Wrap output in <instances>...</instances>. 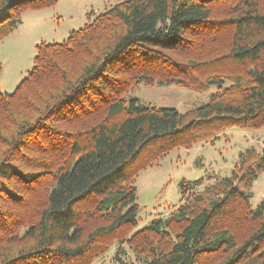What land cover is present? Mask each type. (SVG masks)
<instances>
[{"label":"trees","instance_id":"obj_1","mask_svg":"<svg viewBox=\"0 0 264 264\" xmlns=\"http://www.w3.org/2000/svg\"><path fill=\"white\" fill-rule=\"evenodd\" d=\"M56 3L0 0V41ZM139 83L216 89L179 112L125 100ZM209 121L264 126V0H119L37 42L32 68L0 92V264H89L116 243L138 264H264V201L249 200L264 153L240 152L201 188L181 180L176 209L134 230L138 169Z\"/></svg>","mask_w":264,"mask_h":264},{"label":"rangeland","instance_id":"obj_2","mask_svg":"<svg viewBox=\"0 0 264 264\" xmlns=\"http://www.w3.org/2000/svg\"><path fill=\"white\" fill-rule=\"evenodd\" d=\"M119 0H57L53 6L26 10L18 26L0 41V92L10 93L32 68L35 44L40 40L60 42L70 31L81 27L87 15H95ZM92 17V16H91ZM215 86L197 91L173 84L144 85L139 83L122 97L136 98L143 105L171 107L179 112L195 109L206 103ZM214 122V121H213ZM204 123V124H202ZM197 122V128L209 131L196 141L177 145L157 156L152 164L138 169L132 184L138 207L134 230L154 217L170 215L180 204L181 180L205 183L229 176L240 152L264 153V126L243 129L234 123L214 127L212 122ZM208 137V138H207ZM250 204L264 201V169L252 180ZM119 243L89 264H138L126 244L124 253L115 257Z\"/></svg>","mask_w":264,"mask_h":264}]
</instances>
